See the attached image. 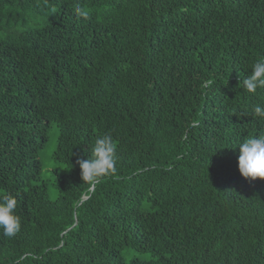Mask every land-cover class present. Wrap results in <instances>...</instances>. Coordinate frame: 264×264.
<instances>
[{
  "label": "trees",
  "instance_id": "obj_1",
  "mask_svg": "<svg viewBox=\"0 0 264 264\" xmlns=\"http://www.w3.org/2000/svg\"><path fill=\"white\" fill-rule=\"evenodd\" d=\"M261 57L264 0H0V193L22 219L0 264H264V180L238 169ZM53 125L68 171L46 180ZM105 133L116 171L85 183Z\"/></svg>",
  "mask_w": 264,
  "mask_h": 264
},
{
  "label": "clouds",
  "instance_id": "obj_2",
  "mask_svg": "<svg viewBox=\"0 0 264 264\" xmlns=\"http://www.w3.org/2000/svg\"><path fill=\"white\" fill-rule=\"evenodd\" d=\"M74 12L79 17L89 16V11L79 5L75 7ZM242 84L243 90L250 94H256L258 90L264 89V57L252 65L251 74L242 81ZM251 115L264 122V104L253 105ZM238 145V169L242 177L264 180V132L256 136H248ZM117 147L111 134L97 136L91 146V156L77 161L81 170V179L85 183H95L98 179L115 173ZM16 195L0 193V229L6 237L16 236L22 227V219L17 213Z\"/></svg>",
  "mask_w": 264,
  "mask_h": 264
},
{
  "label": "rangeland",
  "instance_id": "obj_3",
  "mask_svg": "<svg viewBox=\"0 0 264 264\" xmlns=\"http://www.w3.org/2000/svg\"><path fill=\"white\" fill-rule=\"evenodd\" d=\"M49 142L45 146L44 150L41 153V161L43 163V176L46 180H54V171H58L61 175H64L67 173V169L57 161L53 159L54 151L57 147L58 143V129L53 125L50 134H49ZM51 198L52 200L56 199V194L51 191ZM125 256L127 259L132 258L135 256V254L132 251H126Z\"/></svg>",
  "mask_w": 264,
  "mask_h": 264
},
{
  "label": "bare ground",
  "instance_id": "obj_4",
  "mask_svg": "<svg viewBox=\"0 0 264 264\" xmlns=\"http://www.w3.org/2000/svg\"><path fill=\"white\" fill-rule=\"evenodd\" d=\"M113 8V7H112ZM203 14V13H202ZM187 24V23H186ZM127 25V24H126ZM178 29V28H177ZM73 32V31H72ZM165 35V34H164ZM192 39V38H191ZM46 56V55H45Z\"/></svg>",
  "mask_w": 264,
  "mask_h": 264
}]
</instances>
